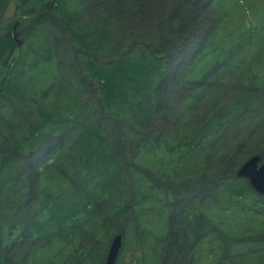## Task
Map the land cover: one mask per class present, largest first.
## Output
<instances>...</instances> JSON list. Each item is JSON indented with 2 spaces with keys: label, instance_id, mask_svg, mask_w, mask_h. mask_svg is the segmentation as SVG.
<instances>
[{
  "label": "trees",
  "instance_id": "obj_1",
  "mask_svg": "<svg viewBox=\"0 0 264 264\" xmlns=\"http://www.w3.org/2000/svg\"><path fill=\"white\" fill-rule=\"evenodd\" d=\"M242 4L0 0V264H86L149 208L139 264H264V195L236 175L264 160V18Z\"/></svg>",
  "mask_w": 264,
  "mask_h": 264
},
{
  "label": "rangeland",
  "instance_id": "obj_2",
  "mask_svg": "<svg viewBox=\"0 0 264 264\" xmlns=\"http://www.w3.org/2000/svg\"><path fill=\"white\" fill-rule=\"evenodd\" d=\"M235 0H229L230 3L234 2ZM240 3L242 4L241 10H242V15L245 16L246 20L248 22H250V24H255L258 20V22L262 21V19L264 18V0H239ZM15 3H12V5L8 6V8L6 9V16L8 17H17L16 12H21V9H17L15 8ZM228 8L231 7V5L228 4L227 6ZM264 26V23H263ZM15 31V35L20 38V39H24V35H23V26H15L14 28ZM264 36V33H263ZM25 40V39H24ZM24 42V41H23ZM66 55V54H65ZM67 64L69 65L72 60H70V58H67ZM24 65L28 66L30 64L33 65L32 68V72L31 75L35 78H37V81H41V78L43 77L42 75V69L43 66L41 65V61H39L38 63L34 62L33 57L29 58L23 62ZM156 125V122L155 124ZM160 125V124H159ZM173 124L169 123L168 126H171ZM162 193V191H161ZM113 200V199H112ZM112 203H109V205L104 206L102 208V214L104 216V218H107V212L108 210H110ZM138 211V209H137ZM160 210H152L149 208V211H147L146 216H143V214H140L141 216V220H138L137 222H135V226L134 228L137 226L140 228H143L145 230V232H148V234L145 236V241L149 242V243H154L155 239H156V234L157 231L160 227V221H158L159 216L161 215V213H159ZM133 215L137 214L136 211H132ZM133 227H131V229H129L132 233V230H134ZM129 234V238H128V243H126V245H123V247L121 248V251L119 253L118 259H117V264H139L138 261L136 260V257L138 256V254L134 251V248L136 246V244L134 243V240H136L134 238V236L132 234ZM80 234L82 235V233L80 232ZM107 232H101L99 233V237H100V241L101 243L98 244L96 246V248H93L91 254L89 253V257L86 260V264H103L106 258V254H107V250L108 247L106 249L107 246ZM106 249V251H105ZM140 253V252H138ZM105 255V256H104Z\"/></svg>",
  "mask_w": 264,
  "mask_h": 264
},
{
  "label": "water",
  "instance_id": "obj_3",
  "mask_svg": "<svg viewBox=\"0 0 264 264\" xmlns=\"http://www.w3.org/2000/svg\"><path fill=\"white\" fill-rule=\"evenodd\" d=\"M236 175L237 177L245 178L255 192L264 195V160L259 155L248 158L238 168ZM122 246L123 234L119 233L114 235L110 241L103 264H117Z\"/></svg>",
  "mask_w": 264,
  "mask_h": 264
}]
</instances>
